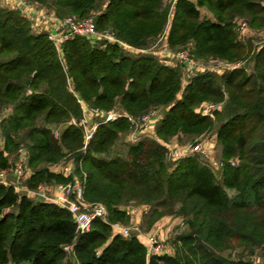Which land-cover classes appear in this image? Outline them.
<instances>
[{
  "label": "trees",
  "instance_id": "obj_1",
  "mask_svg": "<svg viewBox=\"0 0 264 264\" xmlns=\"http://www.w3.org/2000/svg\"><path fill=\"white\" fill-rule=\"evenodd\" d=\"M30 1L58 19L93 16L98 32L111 30L133 48H149L165 35L169 49L187 47L194 58L243 60L253 45L251 38H238L237 19L248 29L264 28V0ZM198 7L214 21L202 18ZM48 32H34L30 18L0 5V115L11 108L0 121V168L9 166V153L25 147L31 172L24 185L34 189L71 180L80 174L81 162L84 198L102 203L106 216L79 234L66 209L0 183V264H254L243 254L224 252L236 246L249 253L264 249V42L250 55V67L219 75L199 71L182 86L179 69L152 53H132L119 42L80 35L63 42L58 52ZM205 102L224 104L212 114L218 122L219 182L197 155L166 160L165 144L172 138H193L212 126L213 116L197 109ZM81 103L100 111L91 115L98 125L85 151L83 128L69 123L81 119ZM157 107L163 116L155 138L128 143L125 156H105L129 123L123 117L104 122V112L138 116ZM49 124L63 125L58 138ZM64 150L74 154L77 165L69 175L45 166ZM129 200L150 207V224L169 214L182 218L186 230L173 240V253L147 255L137 234L113 232L112 224L130 221L120 206ZM8 207L16 211L6 212ZM68 244L70 253L63 249Z\"/></svg>",
  "mask_w": 264,
  "mask_h": 264
},
{
  "label": "built area",
  "instance_id": "obj_2",
  "mask_svg": "<svg viewBox=\"0 0 264 264\" xmlns=\"http://www.w3.org/2000/svg\"><path fill=\"white\" fill-rule=\"evenodd\" d=\"M173 1L174 0H172V2ZM34 7L36 6L33 4V2H29L28 0H16V8L20 11V14L25 18H32L31 16H33L34 13L30 12L29 10L34 9ZM56 20H58L56 30L49 31L48 38L53 43L58 52L60 51L61 44L75 35L87 36L92 39H98V36L103 37L104 40L119 42V44L123 46L125 50H145L133 48L126 43L116 40L111 30H104L103 32H98L95 28L93 18H78L76 15L72 14L65 16L61 19L56 18ZM246 27V22L242 21L240 23V29L243 30ZM173 56L176 58V60H178L179 63H181V65H183L188 74H193L196 71L199 61L194 58L188 50H181L179 52L173 53ZM207 60H210L211 64H230L229 62L221 60L217 57H210ZM233 68L235 67L232 66L231 69ZM78 101L80 102V100ZM217 104L218 103L214 102H205L199 106L198 111L201 114L209 115L212 111V108L216 107ZM81 106L83 107V103H81ZM84 110H86L87 113L83 111V115L79 121L71 119L69 122L73 125L81 126L83 128V151L86 149L87 144L98 125V123L91 124L92 122L89 118L91 115L100 114V111L96 108H89L88 106H86ZM122 117L127 119L130 127H132L133 132L138 134V136L135 135L136 137L154 135V127L152 126V122L155 118V114L153 110L143 115L133 116L130 114H126L123 111L111 109L103 113L102 119L104 122H107L114 121ZM165 146L167 147L168 154L174 162L183 159L184 157L192 155H202L206 160H208V162L211 161V156L207 151L206 147L198 142L185 145H180L178 143H166ZM19 151L21 150L19 149ZM22 155L23 154L20 155L18 161L13 167L8 166L3 169L0 168L1 184L10 185L14 187L15 190L18 189V186H21V181L24 180L27 176L24 170L26 162L24 155ZM229 162L233 166L236 165L235 159H230ZM219 165L221 164L219 163ZM75 167V162L71 160L67 164L61 166L60 173L64 175H69L73 172ZM78 167L80 169V174L73 175L72 179L67 182L56 184V193L52 198L49 199V201L55 203L61 208L66 209L72 215L76 233L80 234L87 232L90 229L92 222L96 218L104 219L106 216V208L102 203L99 202H86L83 194L86 181V173L81 168V162H78ZM41 188H44L41 184H39L34 189H28L26 188V186L24 187V189L30 190L33 193L39 192L38 189ZM130 212L131 211H129V213ZM113 225L117 226V228L120 229V233L122 235L128 234V228L121 227L120 224L114 223ZM146 246L147 255L153 253H163L167 251V247L164 241L161 240L158 230L153 231L148 236H146ZM63 249L67 253H70L72 250V245H65Z\"/></svg>",
  "mask_w": 264,
  "mask_h": 264
},
{
  "label": "rangeland",
  "instance_id": "obj_3",
  "mask_svg": "<svg viewBox=\"0 0 264 264\" xmlns=\"http://www.w3.org/2000/svg\"><path fill=\"white\" fill-rule=\"evenodd\" d=\"M28 1L33 2V4L37 8H41L40 4H38V2L30 1V0H28ZM166 2L168 4H170V3H172V0H166ZM0 5L6 7L4 2H2L1 0H0ZM198 9L200 11V16L202 18H207V19H210L211 21H214V17L205 7H198ZM41 11L42 12H40L41 13L40 18H42L44 20H46L48 16L49 17H55V15L53 13L49 12L45 7L41 8ZM66 16H68V15H66ZM89 17L93 18V16H89ZM242 21L243 20H241V19H237V24L235 26L236 32L239 34L238 38L241 41H243V40L247 41V39L251 38L253 49L251 50L250 54L246 58H244L243 60H240L238 62L227 61L230 63L228 65H226V63H222L221 65H217L215 63L211 64L210 60H207V57L206 58H196L199 61L198 65H197V69L193 74H188V72H186L185 68L181 67L182 66L181 63H179L178 60H176V58L173 56V53L179 52L181 50H188L189 51V49L187 47H182V46L178 47V48H174V49H169L167 42H166L165 35H162L159 38H157L151 44V46L149 48H145V50H141V51L136 50L133 52H140V53L151 52L152 54H154L159 59V61L161 63L168 65V66L177 67L180 71L181 83H184L183 81L186 82L196 72H199V71H211V72L219 75V73H221L225 70L226 71L228 69L230 70L232 68V66L240 67V66H244V65L248 64L250 67L252 64V62L249 60L250 55H252L254 50H256L257 47H259L264 42V28H254V29L249 28L248 29V27H246L245 29L242 30V29H240V23ZM106 30H108V29H106ZM33 31H36V30L33 29ZM101 32H103V31H101ZM103 40H104V38L99 37V36H98V39H96L97 42H100ZM219 59H221V58H219ZM221 60H224V59H221ZM224 61H226V60H224ZM247 69H248V67H247ZM223 105L224 104L222 102L218 103L216 105V107L212 108V111L210 112V114L212 115L216 110H220ZM10 109L11 108L8 107L6 111L5 110L2 111V116L7 114L10 111ZM153 112H154L155 117L157 119V120L155 119V122H154L155 123L154 127H155L156 123H158V120L163 116V108L157 107V108L153 109ZM2 116L0 115V121H1ZM93 118H95V117L90 116V118H89L90 121L92 122L91 124L97 123V121L93 120ZM211 118L214 120L212 126H210V128L205 130L199 136H195L193 138H188L186 136L181 135V136H179L180 138L174 137L170 141H172L174 139L180 145L196 143V142L203 144L211 156V159H210L211 161L208 162V160H206L202 155H197V156L202 163L207 164L212 169V171L215 174L216 181L219 182L220 181V169H221V167L218 164L219 160L217 159V156H218L219 146L217 144V140L215 137L218 122H215L214 116ZM48 126L51 128L54 137L58 138L60 133H61V129H62L63 125L49 124ZM0 130H1V125H0ZM135 135L138 136L137 133L133 132L132 127H130V125H129L128 130L125 133L119 134L118 138L114 142V145L112 146L110 151L107 154H105V156L106 157H112V156H115L116 154H120L122 156H125L127 144L135 142L139 138H141V137H136ZM146 137L155 138V135L146 136ZM1 146H2V139L0 138V147ZM19 149L21 151H19ZM64 152H66V150H64ZM21 154L24 155L25 162H26V166H25L24 170H25L27 176L24 180L21 181L24 184L25 180L29 177V174L31 172L30 168H28V165H27V158H26L27 153H26L25 147L19 146L14 152H12L11 154L10 153L8 154V156H9V167H13L15 165V163L18 161ZM71 160L74 161V154L72 152H66L59 160H57L55 162L46 163L45 166L48 167L53 172L60 173L61 166L67 164ZM166 160L169 162L175 163L171 159L168 152L166 154ZM39 166H43V165L41 164ZM75 175H78V174H75ZM58 183H61V182L50 181V182L41 183V185L44 188L38 189L39 192H37V193H33L32 191H26V195H28L30 198L31 197L34 198L33 200H35L37 198H40L39 200H43L44 199L43 197H45V199L49 200L50 198H52L54 196L55 186ZM23 184H22V186H23ZM24 187L18 186V189L16 190L17 193L21 195L23 192H25L23 189ZM228 193L231 195L233 194L232 191H229V190H228ZM39 200L37 199L36 201H39ZM49 202H51V201H49ZM86 202H90V201L86 200ZM95 202H97V201H95ZM120 204H121L120 206L122 208H125L127 210L128 215L130 216V221L126 224H120V223H115V224H120L121 227L128 228L129 231H128L127 235L135 233V234H137L138 238L141 239L146 244V236H148L153 231L158 230V233L160 234L161 240L164 241V243L167 247L166 252H169V253L174 252L175 245H173V243H172L173 240H175L176 236H178L179 234L183 233L186 230V226L182 223L179 224L178 221L176 220V218H178V216H175L172 214L164 215V216H168V219H166V223H164L163 228H162L161 225L160 226H158V225L153 226V224H150V222L149 223L147 222L150 207L143 205L138 200H129L126 203H120ZM5 211L6 212H11V211L15 212L16 208L8 207V208H6ZM129 211H131V212L129 213ZM136 212H137V216L135 217L134 213H136ZM139 214H141V216ZM114 227H112L113 232H120V229L117 228V226H114ZM161 228H162V232L160 231ZM224 253L226 255H230L231 257H236L240 254H243L246 258H251V260L254 262V264L264 263V249L263 248H258L255 250L254 253H249L248 251L243 250L242 247L236 246L233 249L226 250ZM6 264H12V263L8 262Z\"/></svg>",
  "mask_w": 264,
  "mask_h": 264
},
{
  "label": "crops",
  "instance_id": "obj_4",
  "mask_svg": "<svg viewBox=\"0 0 264 264\" xmlns=\"http://www.w3.org/2000/svg\"><path fill=\"white\" fill-rule=\"evenodd\" d=\"M2 2H4V4L6 5V7H9V8H16V1L15 0H1ZM30 12H33L34 15L31 16L32 18L31 19V22H32V29H35L36 31L34 32H39V31H55L56 30V27L58 25V20H56V18H50V17H47L46 20L40 18V12L41 11V8H37V7H34V9H31L29 10ZM31 13V14H33ZM39 13V14H38ZM126 51L128 52H132L133 53V50H129V49H126ZM151 53V52H149ZM184 83H182V86L185 84V81H183ZM177 97L179 98L180 97V93H178ZM79 100V99H78ZM81 102V101H80ZM86 104L83 103V107H82V110L86 112V110H84V108L86 107L85 106ZM87 113V112H86ZM155 119L156 117L153 119V122H152V126L154 127V122H155ZM157 120V119H156ZM168 143H177L174 139ZM21 187H24V185L22 186V183L20 184ZM24 189V188H23ZM25 192H23L21 195H26V191H30V190H26L24 189ZM17 192V191H16ZM55 192V191H54ZM56 193V192H55ZM55 195V194H54ZM28 196V195H27ZM43 196V195H42ZM32 198V197H31ZM44 199L43 200H39L40 198H37L39 201H45V202H49L48 199H45V197H43ZM34 199V198H32ZM35 199V200H37ZM135 214V217L137 216V212L134 213ZM141 216V214H139ZM166 219H168V216H162L160 217L157 221H155L153 223V226H160L163 228V225L164 223H166ZM176 220L178 221V223H182V218L181 217H178L176 218ZM112 227H114V225L112 224ZM115 228V227H114ZM162 228H161V232H162ZM160 229V228H159ZM141 240V239H140ZM142 241V240H141Z\"/></svg>",
  "mask_w": 264,
  "mask_h": 264
}]
</instances>
